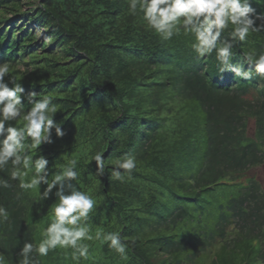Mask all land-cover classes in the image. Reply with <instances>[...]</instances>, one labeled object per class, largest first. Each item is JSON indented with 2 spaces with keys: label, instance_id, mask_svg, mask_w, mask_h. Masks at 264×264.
<instances>
[{
  "label": "trees",
  "instance_id": "obj_1",
  "mask_svg": "<svg viewBox=\"0 0 264 264\" xmlns=\"http://www.w3.org/2000/svg\"><path fill=\"white\" fill-rule=\"evenodd\" d=\"M251 2L257 28L232 48L233 64L253 71L244 79L221 73L215 52L199 57L182 28L163 40L139 6L130 12L129 0H43L30 12L22 0H0L5 79L50 98L65 133L53 129L52 142L29 155H44L51 174L75 159V183L96 201L86 221L91 234L118 232L127 244L122 258L107 244L84 241L90 256L79 264H264V190L248 177L264 165V79L244 62L245 53L264 52V0ZM97 152L105 158L102 177ZM125 156H135L137 168L123 182L110 179L113 162ZM0 178L10 184L0 188L9 213L0 222V255L17 264L25 242L44 239L57 201L42 199L46 185L21 189L10 165ZM72 251L39 259L77 264Z\"/></svg>",
  "mask_w": 264,
  "mask_h": 264
},
{
  "label": "clouds",
  "instance_id": "obj_2",
  "mask_svg": "<svg viewBox=\"0 0 264 264\" xmlns=\"http://www.w3.org/2000/svg\"><path fill=\"white\" fill-rule=\"evenodd\" d=\"M138 6L148 28L163 40H170L182 28L194 37L191 47L199 57L215 52L221 73L231 71L236 77L252 78L253 71H246L244 64L234 65L232 62L234 45L245 41L250 31L257 28L259 17L251 0H129V10L133 15ZM229 24L232 29L222 40ZM244 62L254 65L255 74L264 79V52L258 55L245 53ZM8 71V65L0 64V171L10 165V178L19 180L21 189L27 191L46 185L42 199L47 200L54 195L57 201L52 208L51 223L44 230V239L38 244L25 242L18 254L17 264H41L39 258L47 257L50 251L57 248L72 249V259L79 264L81 259L87 260L90 256V245L84 241H100L126 258L127 244L122 242L120 233L97 230L94 236L91 234L86 221L96 201L79 190L75 183L79 176L77 161L73 159L66 167L51 174L49 160L44 155L34 160L29 155L31 149L52 142L53 129L58 137H63L65 133L62 124L54 120L57 108L51 99H37L35 92L25 94L24 87L15 82V77L5 79ZM25 100L31 105L27 112L23 111ZM18 119L24 121L23 127L10 123ZM27 140L31 143L26 144ZM92 159L96 162V174L104 176V156L97 152ZM113 165L110 179L123 182L125 176L131 177L137 168V159L125 156L115 160ZM33 169L32 178L25 182L23 177ZM6 187L10 184L0 178V188ZM8 216L6 208L0 205V222L7 220ZM0 264H4L2 255Z\"/></svg>",
  "mask_w": 264,
  "mask_h": 264
},
{
  "label": "rangeland",
  "instance_id": "obj_3",
  "mask_svg": "<svg viewBox=\"0 0 264 264\" xmlns=\"http://www.w3.org/2000/svg\"><path fill=\"white\" fill-rule=\"evenodd\" d=\"M22 4L24 5V12H30L33 9L40 8L43 5V0H22ZM8 16V15H7ZM38 36L41 38L42 34L39 32L37 33ZM42 39V38H41ZM23 69V67H22ZM255 133V124L254 122L250 123V136H254ZM248 177L250 178H256L260 184L262 185V188L264 190V165L259 168H254L248 173Z\"/></svg>",
  "mask_w": 264,
  "mask_h": 264
}]
</instances>
